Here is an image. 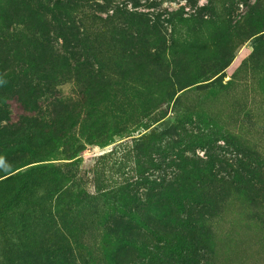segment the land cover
<instances>
[{
	"label": "rangeland",
	"instance_id": "374dc122",
	"mask_svg": "<svg viewBox=\"0 0 264 264\" xmlns=\"http://www.w3.org/2000/svg\"><path fill=\"white\" fill-rule=\"evenodd\" d=\"M0 264H264V0H0Z\"/></svg>",
	"mask_w": 264,
	"mask_h": 264
},
{
	"label": "trees",
	"instance_id": "16d2710c",
	"mask_svg": "<svg viewBox=\"0 0 264 264\" xmlns=\"http://www.w3.org/2000/svg\"><path fill=\"white\" fill-rule=\"evenodd\" d=\"M116 10L119 11V10H121V9H120L119 7H117ZM114 12H115V10H114ZM253 58H254V57H252V59H253ZM248 62H249V61H248ZM246 66H247V65H246ZM244 67H245V66H244ZM175 157H177L176 159L179 160V157H180V156H179V154H178V155L176 154ZM23 158H24L23 156H20V155H19V156H16V155H15V160H14V161L23 160ZM104 158H105V157H102V158H100V159H101V160H104ZM19 165H20V164H19Z\"/></svg>",
	"mask_w": 264,
	"mask_h": 264
}]
</instances>
